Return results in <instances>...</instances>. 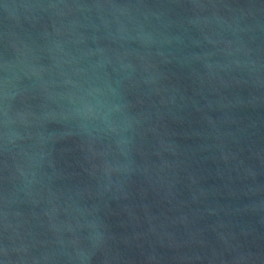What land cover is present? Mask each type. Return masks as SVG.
Here are the masks:
<instances>
[{
  "label": "water",
  "instance_id": "1",
  "mask_svg": "<svg viewBox=\"0 0 264 264\" xmlns=\"http://www.w3.org/2000/svg\"><path fill=\"white\" fill-rule=\"evenodd\" d=\"M0 264H264V0H0Z\"/></svg>",
  "mask_w": 264,
  "mask_h": 264
}]
</instances>
